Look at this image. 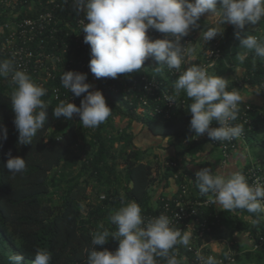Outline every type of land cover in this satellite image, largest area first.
Here are the masks:
<instances>
[{
	"label": "trees",
	"instance_id": "16d2710c",
	"mask_svg": "<svg viewBox=\"0 0 264 264\" xmlns=\"http://www.w3.org/2000/svg\"><path fill=\"white\" fill-rule=\"evenodd\" d=\"M27 15L34 16V13ZM73 15H76V12H73ZM4 18L5 15L0 9V22ZM198 24L200 28L197 29H202L201 18ZM197 29L192 30L188 36L181 37V46H184L183 41L188 39L190 45L187 48H195ZM236 31L234 26H229L224 36L217 41L220 57L212 74L227 79L229 91L233 87L238 89V84L242 83L244 89H255L264 99V58L241 48L240 41L235 36ZM244 33L264 39V19L255 26L246 27L241 35L243 36ZM206 45L209 49V42ZM243 53L247 55L241 62L237 57ZM80 54L85 56L81 63L85 64L83 73L88 75L87 82L92 84L91 79H95L97 86L92 90H100L107 105L113 110L106 122L96 128H84L79 117L76 116L72 120L55 118L52 114L53 109L59 103L49 100L45 128L37 133L32 144H18L19 134L13 123L15 115L11 107L13 89L0 78V128L7 129V140L0 141L2 144L0 147V264H11L9 257L14 254L24 257L21 264H31L37 249H47L51 252V264H86L87 257L83 249L92 247L91 234L105 229L109 232L116 231L115 225L109 221V215L113 209L122 206V198L124 203L131 200L138 202L145 217H157L163 213L167 196L159 193L153 200L150 194L155 171L150 163L144 162V151L134 144V133L130 128L132 123L139 125L149 136L161 139L162 143L174 151L172 156L160 158L156 163L158 187L164 190L172 182L175 188L171 196L174 198L179 192L178 186L184 183L190 187L191 198L199 202L204 200V195H201L196 187L192 170L189 169L192 165L191 160L186 157L201 144L208 143V140L201 139L197 142L191 140L192 135L196 133L190 129L191 114L188 111L190 101L181 93L180 99L184 101V107L172 110L166 119L154 113L152 103L143 112H138L140 107L138 97L141 92L137 87L142 86L141 77L154 74L162 83L163 91L172 96L174 94L172 84L183 71L184 65L179 74L174 75L167 70V66L157 71L159 65L154 60L153 67L148 66L140 72L118 74L115 79H97L89 69L90 45L86 44V49L77 53L78 56ZM150 60L152 58L145 61V64L148 65ZM237 68L240 73H237ZM72 71L82 73L78 64L73 66ZM134 82L137 83L135 88ZM75 98L76 106L79 107L83 95ZM245 104H250L252 107L249 113L251 127L245 131V143L254 142L264 149V110L258 109L249 102ZM115 119L126 120L128 123L125 127L116 128ZM212 126L217 124L214 122ZM87 146L91 148L89 153L84 152ZM76 150L82 151L84 158L75 172L68 171L76 168L78 156ZM9 153L11 157H21L26 160L27 166L23 173L13 176L6 168ZM118 158L122 162L126 180L123 187L120 185L117 171ZM184 158L186 160L179 161ZM168 160L176 162L177 168L165 167L164 163ZM247 166L238 170L243 171ZM175 176L178 178L174 179ZM192 183L193 188L190 186ZM87 188H90L91 192L94 191L96 200L99 201L87 203L83 210L81 203L89 199ZM57 190L61 195L56 201L54 192ZM199 210L200 216L207 219L208 225L210 222L214 225L203 239L196 240L197 245L209 240L220 242L225 229L233 233L245 234L255 243L258 242L259 237L264 238V221L261 218L259 223H253L255 214H249L245 210L217 211L213 205L201 206ZM247 217L249 219H246ZM101 225L103 228L100 227ZM173 227L182 228L175 225ZM118 244V240L110 237L108 243L98 247L97 250L102 251L106 248L115 251ZM262 246L264 250V243ZM237 247V244L231 240L223 250V254L226 250H236ZM176 250L178 258H183L182 264L186 260L193 259L186 246L177 245ZM238 253L235 258L236 263L250 253L254 258H259L262 254L252 250L238 251ZM159 264H166V261L160 259Z\"/></svg>",
	"mask_w": 264,
	"mask_h": 264
},
{
	"label": "clouds",
	"instance_id": "9594fccd",
	"mask_svg": "<svg viewBox=\"0 0 264 264\" xmlns=\"http://www.w3.org/2000/svg\"><path fill=\"white\" fill-rule=\"evenodd\" d=\"M77 13L84 11L82 31L86 33L84 43L90 45L89 69L99 78H117L118 74L140 72L145 61L152 58L159 65L180 72L188 63L187 57L194 48L181 46V37L188 36L200 28L198 21L205 14L215 18V23L200 31L204 42H209L224 32L223 25L237 29L235 36L240 47L264 58V39L244 33L246 27L257 25L264 19V0H73ZM149 30L164 35L163 39L152 40ZM247 53L239 54L243 62ZM0 77L9 78L14 85L11 107L14 125L18 131V144H32L37 133L44 129L48 119V103L43 99L47 89L35 83L26 70L13 65L10 59H0ZM87 73L64 72L61 84L75 97L83 99L77 107L69 101H60L53 109L55 118L72 120L74 116L84 128H96L105 123L112 109L100 90L87 82ZM174 94L168 97L176 103L181 93L187 98L191 114L190 129L196 136L207 134L211 141L239 139L244 131L242 124H233L238 119L240 104L247 97L239 89L228 90V80L210 74L204 66L191 64L173 82ZM219 125L212 127L213 123ZM7 140V129L0 128V141ZM2 147V144H0ZM6 168L11 175L23 173L27 162L21 157H11ZM199 193L208 196L211 203L223 211L245 210L255 214L253 223H259L264 214V184L259 181L248 183L239 171H213L205 167L195 173ZM103 198V197H101ZM109 221L116 231L97 230L91 234V248L83 249L86 264H182L178 258L177 245L189 246L191 234L172 226L166 214L145 217L138 202H123L113 209ZM103 228V225L100 226ZM119 241L115 251L97 248L108 243L109 238ZM200 264H220L214 256L196 253ZM11 264H21L24 257L14 254ZM52 254L47 249H37L31 264H51Z\"/></svg>",
	"mask_w": 264,
	"mask_h": 264
},
{
	"label": "built area",
	"instance_id": "2783aa9c",
	"mask_svg": "<svg viewBox=\"0 0 264 264\" xmlns=\"http://www.w3.org/2000/svg\"><path fill=\"white\" fill-rule=\"evenodd\" d=\"M0 9L1 13L5 15L4 20L0 22V59L12 60L15 67L26 70L35 83L45 87L47 95L43 99L47 103L49 100L57 103L69 101L76 105L75 96L62 86L61 76L64 72L72 71L75 64H78L82 73L85 72V64L81 63L85 56L77 55V53H81L86 49L84 43L86 33L82 31L83 24L81 23V21L88 22L85 20V12L77 13L74 9L73 0H0ZM73 12H76V15H73ZM23 13L26 14L23 15ZM28 13H34V16H28ZM148 36L150 39L164 38L163 34L154 30H149ZM183 44L187 48L190 41L185 39ZM209 46L205 64L202 65L207 71L214 69L220 57V50L215 39L209 41ZM153 62L154 59L150 60L148 65L144 64L141 70H145L148 66L153 67ZM167 70L174 75L179 74L176 70L168 68ZM0 78L6 81L12 89L15 87L10 83V77ZM91 80L95 89L97 83L94 78ZM140 80L142 86L137 87V90L141 92L138 97L140 104L138 112H143L152 103L154 113L162 119H166L172 110L184 107V101L180 97L176 100V103L169 102L168 97L171 95L163 91L162 83L154 74L143 75ZM133 85L135 88L137 83L134 82ZM238 89L242 94L245 90L242 83L238 84ZM239 107L238 119L232 122L233 124L243 125L244 131L239 139L211 141L207 134L202 136L193 134L191 137L194 142L207 139L211 146L217 148L220 152V163L222 165L228 161L233 150L245 143V131L251 127L249 113L252 111V107L250 104H245V102L241 103ZM181 160H186V158L179 159V161ZM164 165L167 168H177L178 166L176 162L169 160ZM192 166L190 165L189 169L192 170L194 179L198 170L209 167L202 163H196L194 167ZM241 172L245 175L249 184L257 181L264 184V165H261V163L249 164ZM177 178V176L174 177V179ZM190 186L193 188L194 184L192 183ZM178 189L179 192L174 198L167 196V203L164 205L162 214L169 216L172 220V226L182 227L179 228L182 232L187 231L191 234V241L189 246H186V250L193 259L186 260L183 263L200 264L196 255L197 252H200L205 257L208 255L214 256L220 261V264H235V258L239 254L237 249H228L223 254V250L227 245L222 246L220 250L213 249L214 245L217 246V241L209 240L200 245L195 243L196 240L203 239L205 234L211 231V226L214 225L213 222L208 225L207 219L200 216L199 208L213 205L217 211L222 209L211 203L208 196H203L204 200L201 202L191 198L189 195L190 187L184 183H181ZM263 243V237H259L257 243L251 241V250L257 253L262 252Z\"/></svg>",
	"mask_w": 264,
	"mask_h": 264
},
{
	"label": "rangeland",
	"instance_id": "374dc122",
	"mask_svg": "<svg viewBox=\"0 0 264 264\" xmlns=\"http://www.w3.org/2000/svg\"><path fill=\"white\" fill-rule=\"evenodd\" d=\"M206 23L203 24V30H206L207 27H211V25H213L215 23V18L213 17H206ZM231 26L230 24H225L223 25L224 27V32L222 35H217L214 39L216 41H218L220 38H222L226 32V29ZM233 26V25H232ZM202 29H197L195 31L196 33V45H195V52H193L191 54V56H189L187 58L188 63H186L183 67V71L186 70L187 67L191 66V64H197V65H203L205 64V58L207 56V50H208V46L206 45L207 42H204L202 40V37L200 36V31ZM213 70H208V72L210 74L213 73ZM237 70L239 71V69L237 68ZM127 121L126 120H121V119H115L114 120V125H116V128H121V127H125L127 125ZM138 127H140L139 125H137L136 123H132L130 125V128L132 130V132L135 133L134 135V144L138 149L143 150V155H144V162L146 163H150L155 171V175H154V182H153V190L156 188L157 186V182H158V175H157V165L156 163L159 162L160 158L166 157L167 155H164V153L162 152V150L164 149L162 146H160L161 141L157 142L156 141H151L150 137L147 136V134H142L141 130H138ZM111 131H108V133H110ZM116 148H118V145H116ZM91 151L90 146H87L84 150V152L89 153ZM247 154L250 156H254L255 158H261V160L264 161V150L262 147H258L257 145H253V146H248L247 147ZM76 154L78 155L76 160V168L74 169H68V171H73L75 172L78 167H79V163L80 161L84 158V154L82 153V151H77L76 150ZM117 171L119 172V177H120V185L121 187H123L126 184V180L124 178L123 175V165L121 160L118 158L117 160ZM68 177V175L66 176ZM152 190V191H153ZM60 192L57 190L54 192V196L55 199L57 201L58 197L60 196ZM154 194H152L153 196ZM87 196H88V200L83 201L81 203V206L83 208V210L86 207L87 203H97L98 201L96 200V196L94 195V191L91 192L90 188H87ZM237 236H234V234L232 232H230L229 230L225 229L223 232V239L221 242L217 243V249L220 248L221 246L224 245H228V243L231 241V239H237ZM239 239V238H238ZM216 246V245H214ZM254 255L252 253L248 254V256H243L241 258V260L236 263V264H257V262H260L261 264H264V252H262L261 256L259 258H254ZM258 263V264H260Z\"/></svg>",
	"mask_w": 264,
	"mask_h": 264
},
{
	"label": "crops",
	"instance_id": "0c3cea01",
	"mask_svg": "<svg viewBox=\"0 0 264 264\" xmlns=\"http://www.w3.org/2000/svg\"><path fill=\"white\" fill-rule=\"evenodd\" d=\"M206 17H208L207 14H205L204 16L201 17L203 24L206 23V19H207ZM238 72L240 73V70L239 71L237 70V73ZM242 95L247 97L245 102H249L252 105H255L258 109L264 110V99H263L262 94L259 93V91L255 90V89H245L243 91ZM138 130H141L142 134H147L145 131H143L141 129V127H138ZM134 135H135V133H134ZM147 136H149V135L147 134ZM149 137H150L151 141L152 140L156 141V143L161 141V139H156V138H153L151 136H149ZM160 144H161L160 146L165 148L162 150L164 155L172 156L174 154L173 149L169 148L166 144L162 143V141ZM253 145H257L258 147H261L258 144H255L254 142L242 143L238 148H236L235 150L232 151L228 161L223 165L220 163L221 157H220L219 150L217 148L211 146L209 143H206V142L201 144V146L197 150L190 153L186 158L187 159L189 158V160H191V164L193 165L192 167H194L196 165V163H204L207 166L211 167L213 169V171H216V170L235 171V170H238L240 168L245 167L246 165L253 164V163H263L264 164V161L261 160V158H255L254 156H250L247 154V152H246L247 147L253 146ZM174 188L175 187L172 184V182L164 190H161L160 186L158 187V185H157L154 190H153V187L150 189V194H151V196H152V194H154L152 196L153 200H154V197H156L157 194H159V193H162L163 195L169 197L174 193ZM246 219H249V218L247 217ZM262 220L264 221V215L262 217ZM233 234H234V236H237L236 237L237 239L236 240L231 239V240H233L237 244V246H238L237 249L239 252H242L244 250H251V241L247 238V236L245 234H238L235 232ZM220 248L217 249V246L213 247V249H216V250H220ZM262 252H264V250ZM262 252H260V253H262ZM258 263H260V262H257V264Z\"/></svg>",
	"mask_w": 264,
	"mask_h": 264
}]
</instances>
